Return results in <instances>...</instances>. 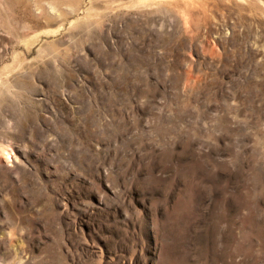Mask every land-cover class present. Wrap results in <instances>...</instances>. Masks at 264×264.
Here are the masks:
<instances>
[{"label": "rangeland", "instance_id": "1", "mask_svg": "<svg viewBox=\"0 0 264 264\" xmlns=\"http://www.w3.org/2000/svg\"><path fill=\"white\" fill-rule=\"evenodd\" d=\"M0 264H264V0H0Z\"/></svg>", "mask_w": 264, "mask_h": 264}]
</instances>
